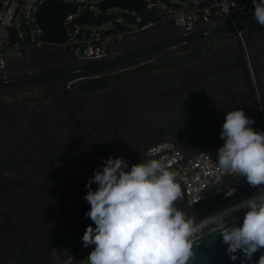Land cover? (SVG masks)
<instances>
[{"label": "flooded vegetation", "instance_id": "obj_1", "mask_svg": "<svg viewBox=\"0 0 264 264\" xmlns=\"http://www.w3.org/2000/svg\"><path fill=\"white\" fill-rule=\"evenodd\" d=\"M173 30L137 31L109 54ZM69 58L45 45L7 73ZM236 108L262 130L264 26L100 77L0 92V264H87L94 245L81 238L95 225L84 197L94 169L112 156L130 170L163 141L185 156L208 150ZM185 203L184 195L177 207Z\"/></svg>", "mask_w": 264, "mask_h": 264}, {"label": "clouds", "instance_id": "obj_2", "mask_svg": "<svg viewBox=\"0 0 264 264\" xmlns=\"http://www.w3.org/2000/svg\"><path fill=\"white\" fill-rule=\"evenodd\" d=\"M253 19L264 26V0H252ZM233 9L235 0H230ZM255 121L243 109L226 112L217 150L216 165L224 174L246 178L253 188H264V132L253 130ZM123 157L109 156L94 169L85 187L90 210L89 225L83 236L85 248L94 245L87 264H191L193 237L209 225L219 231L226 253L234 261L239 251L241 264L264 249V191L196 223L177 207L184 192L178 173L158 159L145 158L133 164ZM92 184L97 188L92 189ZM229 188L225 197L234 194ZM246 209L242 225L228 218ZM257 264H264L261 254Z\"/></svg>", "mask_w": 264, "mask_h": 264}, {"label": "built area", "instance_id": "obj_3", "mask_svg": "<svg viewBox=\"0 0 264 264\" xmlns=\"http://www.w3.org/2000/svg\"><path fill=\"white\" fill-rule=\"evenodd\" d=\"M45 1L47 0H0V74L7 73L15 61L45 45L60 47L70 58H101L108 55L115 43L137 31L158 24H170L189 32L199 26H211L224 19L233 21L246 14L252 4V0H235L237 7L233 9L230 0H141L148 10L158 16V21L143 26L119 23L127 27L123 30L116 23L108 28L100 21L82 20L87 14L98 19L100 4L105 0H59L77 6V11L68 15L63 22L65 40L54 43L43 38L44 29L37 18V11ZM137 21H140V16H137ZM11 30L17 33V41L14 43ZM261 132H264V127ZM221 146L188 159L169 141L159 142L148 149L151 158L164 161L170 166V170L178 173L177 180L183 187L189 208L185 213L189 217H193L196 210H207L215 205V200L224 196L230 187L236 190L250 187L252 190L247 195L264 189L248 186L243 176L225 175L215 163L218 159L217 150Z\"/></svg>", "mask_w": 264, "mask_h": 264}, {"label": "water", "instance_id": "obj_4", "mask_svg": "<svg viewBox=\"0 0 264 264\" xmlns=\"http://www.w3.org/2000/svg\"><path fill=\"white\" fill-rule=\"evenodd\" d=\"M116 5L136 12L134 15L123 14L130 23L143 26L158 21V16L153 11L148 10L141 0H105L100 4V9L102 12H106L107 8ZM76 11L77 6L70 3L59 0L43 2L37 11L38 21L44 29L43 38L54 43L63 42L65 40L63 22L68 15L74 14ZM253 14L254 5L252 3L251 9L246 14L235 18L233 21L224 19L214 25L199 26L189 32L174 27V30L167 34L149 39L146 42L133 44L121 52L108 53L101 58L80 59L74 57L53 65L0 74V92L49 84L68 85L74 81L119 72L166 55L190 50L214 39L222 37L240 38L241 34L248 33L252 27L259 26L257 21L253 19ZM137 16H140V21H137ZM115 23L121 29H127L126 26H121L116 21ZM147 33L149 32H143L139 35L144 36ZM11 34L14 43L17 41V33L11 30ZM223 143L224 140L220 139L210 149L221 146ZM208 150L185 156V158L204 154ZM188 209V205L185 203L183 211H188ZM245 211L246 209L238 211L233 214L232 218H228V226L230 227L233 221L237 225H242ZM214 227L209 225L208 228L193 237L194 256L191 264H241L242 254L238 251L236 254L238 258L233 261L226 253L228 246L222 242L219 231L212 230ZM261 254H264V249L255 253L252 260L246 261L245 264H257Z\"/></svg>", "mask_w": 264, "mask_h": 264}, {"label": "rangeland", "instance_id": "obj_5", "mask_svg": "<svg viewBox=\"0 0 264 264\" xmlns=\"http://www.w3.org/2000/svg\"><path fill=\"white\" fill-rule=\"evenodd\" d=\"M124 13L133 14V15L136 14L135 11L131 12L129 9H126V8H123L119 5H116V6L107 8L106 12H102L101 10L99 11L100 23L104 27H108V28H112L115 25V21L120 23V24H125V25L134 24V23H130V21L123 16ZM248 186H250V185H248ZM261 187H263V186H261ZM254 189H258V188H254ZM251 190L252 189H249L248 187H243L241 189H237L234 192V194L231 195V196H233L232 198H230L231 196H229V197H225V195L220 196L215 200L216 201L215 205L208 207L207 210H203L202 208H201V210H196V212L194 213V216L192 218H194V220L197 221L198 219H202L205 216L211 215V214L215 213L216 211H218V209L224 207L225 205H228V204H230V203H232L238 199L246 197L245 196V195H247L246 193L250 192ZM237 194H240V195H237ZM247 196H249V195H247Z\"/></svg>", "mask_w": 264, "mask_h": 264}, {"label": "bare ground", "instance_id": "obj_6", "mask_svg": "<svg viewBox=\"0 0 264 264\" xmlns=\"http://www.w3.org/2000/svg\"><path fill=\"white\" fill-rule=\"evenodd\" d=\"M261 191H264V189L261 190ZM257 192H258V191H257ZM257 192H254V193H252V194L249 195V196L243 197V198L238 199V200H236V201H234V202H232V203H230V204H228V205H225L224 207L218 209V211H216L215 213H213V214H211V215H208V216H205V217L202 218V219H198V220L195 221V222H196V223H199L201 220H203V219H205V218H207V217H210V216H212V215H214V214H216V213H218V212H220V211H222V210H224V209H227V208H229V207H231V206H233V205H235V204H237V203H239V202H241V201H244V200H246V199H249V198L253 197Z\"/></svg>", "mask_w": 264, "mask_h": 264}, {"label": "trees", "instance_id": "obj_7", "mask_svg": "<svg viewBox=\"0 0 264 264\" xmlns=\"http://www.w3.org/2000/svg\"><path fill=\"white\" fill-rule=\"evenodd\" d=\"M93 16H90L89 14H87V15H84L83 16V18H82V20L83 21H91L92 19L93 20H96V21H100V18H98V19H96V18H92ZM248 188H250V187H248ZM243 194V193H242ZM247 194V193H246ZM237 195H240V194H237ZM233 196H231L230 198H232Z\"/></svg>", "mask_w": 264, "mask_h": 264}]
</instances>
